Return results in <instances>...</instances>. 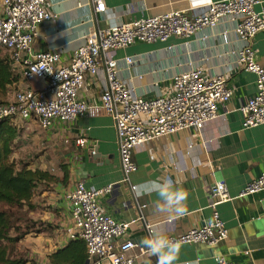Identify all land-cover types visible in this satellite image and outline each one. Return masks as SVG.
<instances>
[{
    "label": "crops",
    "instance_id": "1",
    "mask_svg": "<svg viewBox=\"0 0 264 264\" xmlns=\"http://www.w3.org/2000/svg\"><path fill=\"white\" fill-rule=\"evenodd\" d=\"M97 1L49 0L54 17L39 25L33 49L60 51L65 59L92 31L172 10L186 9L193 15L216 0H103V12L96 10ZM260 1L256 9L264 6V0ZM232 28L231 22L225 21L190 37L174 36L166 42L137 41L114 54L120 60L119 77L146 98L170 95L172 76L192 68H202L209 77L224 76L234 91L226 108L220 109L222 116L208 122L203 130H181L134 150L137 170L131 175V182L139 185L171 178L188 194L187 212L181 218L156 211L154 194L138 198L129 183L122 181L115 121L101 107L108 83L102 58L99 72L88 76L80 91V97L95 108L73 121L55 120L47 129L40 126L36 117L14 121L20 130L16 144L27 155L19 150L13 157L60 176L58 182L37 190L32 201L35 208L30 213L43 230L37 234L46 237L44 250L37 252L40 264H51L49 254L73 240L68 236L73 220L65 193L81 179L95 188L113 184L99 203L116 220L138 218L139 207L144 205L145 220L154 224V230L167 231L171 236L202 225L211 220L214 210L219 211L228 228V238L219 244L183 243L176 264H215L219 255L235 264H264V191L241 195L246 184L264 172V124L243 128L239 108L256 93V76L236 67L235 51L241 41ZM225 29L228 33L224 35ZM253 45L257 61L264 66V30L255 35ZM125 56L133 59L132 64H126ZM43 84L33 82L34 87ZM80 138L86 140L84 146L77 143ZM190 142L194 144L191 149ZM62 165L68 169L67 184L62 182ZM218 181L226 183L230 199L212 206V187ZM149 234L142 220L132 223L117 241L116 249L124 251L126 241L132 240L136 246L129 253L135 256L136 264H157V257L142 243Z\"/></svg>",
    "mask_w": 264,
    "mask_h": 264
},
{
    "label": "built area",
    "instance_id": "2",
    "mask_svg": "<svg viewBox=\"0 0 264 264\" xmlns=\"http://www.w3.org/2000/svg\"><path fill=\"white\" fill-rule=\"evenodd\" d=\"M48 3L49 0H2L0 48L8 54L20 75L18 83L24 84L15 88L11 99L0 103V120L36 117L40 126L47 129L55 120L73 121L85 115L96 106L82 99L80 91L87 77L99 72L102 58L108 83L101 96V107L115 121L124 175L122 181L128 182L131 191L135 192L137 185L131 182V175L137 170L134 150L181 130H203L208 122L222 116L220 109L226 108L234 91L224 76L209 77L202 68H192L172 76L170 95L146 98L119 77L120 60L115 57V52L137 41L166 42L174 36L190 37L228 21L241 41L235 51L236 67L256 76V93L239 108L243 114V128L264 124V66L257 61L253 45L255 35L264 30V6L256 9L260 0H216L193 15L186 9H179L129 23L118 22L87 34L84 43L65 59L60 51L37 52L32 47L39 25L54 17ZM105 9V2L98 0L96 10L103 12ZM227 33L228 29H225L223 34ZM123 60L128 65L133 62L130 56ZM35 81L44 84L34 87ZM85 142L84 138L77 140L81 146ZM193 146L190 142L189 149ZM112 186L110 183L99 188L89 187L81 179L65 194L73 220L68 236L85 241L88 264H136L135 256L129 253L135 248V242L127 240L124 251H118L117 241L137 221L142 220L149 233L154 230V224L145 220L144 205L139 207L138 218L131 221H118L105 211L99 202ZM261 191H264V172L248 182L241 195ZM212 196V206L229 200L226 183L218 181L212 187ZM172 237L181 244H219L228 238V228L219 211L214 210L211 220ZM215 264L235 263L219 255Z\"/></svg>",
    "mask_w": 264,
    "mask_h": 264
},
{
    "label": "trees",
    "instance_id": "3",
    "mask_svg": "<svg viewBox=\"0 0 264 264\" xmlns=\"http://www.w3.org/2000/svg\"><path fill=\"white\" fill-rule=\"evenodd\" d=\"M2 51L0 48V93L20 81V75L11 59ZM19 132L13 120H0V205L4 207L0 209V264L29 263L26 258H12L9 244L20 242L32 231H36L35 235L43 231L39 229L38 221L26 218L25 215L35 208L32 201L37 190L44 185L49 186V183L58 182L60 177L51 170L33 167L29 162L24 163L13 157ZM60 168L62 182L67 184L68 169L65 165ZM21 211H24V217L19 215ZM35 258L36 263L40 264L38 256ZM49 260L51 264H87V245L81 238L73 239L64 247L50 253Z\"/></svg>",
    "mask_w": 264,
    "mask_h": 264
},
{
    "label": "clouds",
    "instance_id": "4",
    "mask_svg": "<svg viewBox=\"0 0 264 264\" xmlns=\"http://www.w3.org/2000/svg\"><path fill=\"white\" fill-rule=\"evenodd\" d=\"M136 196L155 195L156 211L166 212L175 218L183 217L187 212V192L178 187L171 179L150 180L135 186ZM147 251L157 257V264H176L180 258L181 243L167 231L152 230L143 241Z\"/></svg>",
    "mask_w": 264,
    "mask_h": 264
},
{
    "label": "rangeland",
    "instance_id": "5",
    "mask_svg": "<svg viewBox=\"0 0 264 264\" xmlns=\"http://www.w3.org/2000/svg\"><path fill=\"white\" fill-rule=\"evenodd\" d=\"M1 10H2V5H1V0H0V14H1ZM2 53L4 54L3 51ZM15 91H16L15 89L10 87L5 92L0 93V102H7L9 98L11 97V95L15 93ZM17 144L15 143V151L19 152L20 147L17 146ZM20 152L27 155V153H25L23 149H21ZM1 208H4V207L0 205V209ZM23 212L24 211L19 212V215L22 217H24L25 215L23 214ZM25 217L35 220V215L32 213H26ZM39 227H42V225L40 224ZM35 233L36 231H32V233H30L29 236L25 237L20 242L9 244L10 256L12 258H26V259H29V263L31 262L30 264H37L35 260L36 259L35 256H37L38 254L37 252L44 250L43 248L46 246V237H41L40 235L37 236L35 235Z\"/></svg>",
    "mask_w": 264,
    "mask_h": 264
},
{
    "label": "water",
    "instance_id": "6",
    "mask_svg": "<svg viewBox=\"0 0 264 264\" xmlns=\"http://www.w3.org/2000/svg\"><path fill=\"white\" fill-rule=\"evenodd\" d=\"M87 264H88V261H87Z\"/></svg>",
    "mask_w": 264,
    "mask_h": 264
}]
</instances>
